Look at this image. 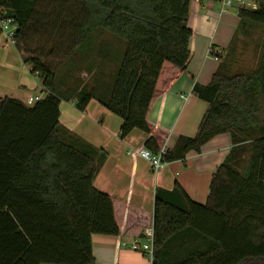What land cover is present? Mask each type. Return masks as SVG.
I'll return each mask as SVG.
<instances>
[{
    "label": "trees",
    "instance_id": "trees-1",
    "mask_svg": "<svg viewBox=\"0 0 264 264\" xmlns=\"http://www.w3.org/2000/svg\"><path fill=\"white\" fill-rule=\"evenodd\" d=\"M192 1L221 0H0L18 26L12 43L45 94L32 106L0 97V264H93V235L131 242L150 223L152 264H264V44L253 70L231 73L224 61L208 85L194 86L208 106L197 133L163 156L181 161L230 136L205 204L176 185L156 192L150 213L96 190L106 152L59 124L57 69L101 30L124 45L111 92L82 90L75 107L83 112L97 96L121 119L120 139L139 130L157 154L168 133L148 116L191 62ZM255 3L238 9L232 46L243 27L264 28V0Z\"/></svg>",
    "mask_w": 264,
    "mask_h": 264
},
{
    "label": "crops",
    "instance_id": "crops-1",
    "mask_svg": "<svg viewBox=\"0 0 264 264\" xmlns=\"http://www.w3.org/2000/svg\"><path fill=\"white\" fill-rule=\"evenodd\" d=\"M231 1L228 8L238 5L235 7L234 19L223 18V14L228 12L221 14V2L192 1L189 5L187 26L193 32L189 41L191 62L187 72L156 99L148 116L152 125L168 133L163 145L168 150L173 148L179 137L196 135L208 106L193 94L194 86L208 85L220 64L224 62L228 51L234 50V45L231 44L239 26L237 11L247 8L243 1ZM250 1L256 9L255 0ZM218 14L221 18L217 17ZM222 19L229 26V31L220 36L217 31ZM11 45L13 48L6 45L3 37L0 38V97L17 99L25 104L27 97L40 93L41 84L31 74L30 67L22 61L13 43ZM117 45H120L118 50ZM123 48L122 42L98 30L84 41L81 55L74 51L72 58L57 69L60 126L85 143L106 152V159L93 183L96 190L150 213L154 208L156 192L172 191L176 185L191 201L205 204L209 196L212 174L232 148L228 134L212 138L202 146L200 153H189L183 160L165 163L161 169L154 172L148 162L138 155V151L144 149L148 135L134 130L126 138L120 139L121 119L105 109L97 96L88 103L85 111L76 109V94L82 90L101 91L107 81L108 68L112 72L113 80ZM209 48L214 51L218 61L208 55ZM83 68L89 73L82 70ZM64 69L70 73L66 80H61L60 76L64 72L61 70ZM76 71H80V76L74 75ZM81 72L84 76L87 75L84 77L85 82L80 79ZM71 85L75 87L73 92L63 94ZM152 231L150 223L143 234H152ZM123 243L130 242H123L120 237L93 235V264H152L149 256L124 248Z\"/></svg>",
    "mask_w": 264,
    "mask_h": 264
},
{
    "label": "rangeland",
    "instance_id": "rangeland-1",
    "mask_svg": "<svg viewBox=\"0 0 264 264\" xmlns=\"http://www.w3.org/2000/svg\"><path fill=\"white\" fill-rule=\"evenodd\" d=\"M238 1H243L245 7L247 9H255L254 8V4L252 1L250 0H238ZM234 6V5H233ZM232 6V7H233ZM238 6L235 4V7ZM227 8L225 7L224 9L226 10V13L228 12V14H223V18H232L234 19L236 16V8ZM222 10V8H221ZM224 13V12H223ZM217 17H220L219 14ZM216 17V18H217ZM221 18V17H220ZM219 18V19H220ZM219 28L217 31V34L222 36L223 34L226 35V33L229 31V26H227L223 19L220 21L219 23ZM0 38H2L0 36ZM264 43V28L263 27H254L253 29H248L246 31V29H244L243 27V35H242V31L240 32V34L238 35V38L234 44V50H229L224 61L227 64V66L230 68L229 71H231V73H243V72H248L250 70H253L255 68L256 65V61H257V57L259 55L260 52V46L261 44ZM12 43L6 41V45L10 48H13V46L11 45ZM120 48V45H117V50ZM66 65V64H65ZM66 69V66H64ZM82 70L86 71V73L88 74V70H86L85 68H83ZM81 70V71H82ZM63 72V75L60 76L61 80H66L69 76V71H65V70H61V72ZM67 72V73H66ZM66 73V74H65ZM80 71H76L74 73V75H78L80 76ZM112 72L110 71V69L108 68V77H107V81L106 84L104 86H102L103 88H101V90L104 92L103 94L105 95V98H107V96H109V93L111 92L112 89V84H113V80H112ZM81 81L85 82L86 81V77L87 75H83V72H81ZM75 86H77V84L74 82ZM59 87L62 88L61 84H59ZM73 88L74 85L68 86V90L64 91L63 94H65L66 92H73ZM37 95H40V93H38ZM66 95V94H65Z\"/></svg>",
    "mask_w": 264,
    "mask_h": 264
},
{
    "label": "built area",
    "instance_id": "built-area-1",
    "mask_svg": "<svg viewBox=\"0 0 264 264\" xmlns=\"http://www.w3.org/2000/svg\"><path fill=\"white\" fill-rule=\"evenodd\" d=\"M222 10L221 14L226 13L225 7H230L232 1L231 0H221ZM17 24L12 17H9L6 11H0V36H2L6 41L12 43L13 36L17 31ZM208 55L213 57L215 61H218L217 56L214 51L209 48ZM45 94L40 92V95L29 96L25 100L26 106H32L34 103L44 99ZM167 148L162 146L157 154H152L147 149H141L138 151V155L141 159L148 162L151 169L156 172L163 167L165 164L163 161V156L167 152ZM122 247L127 248L131 251L142 253L146 256H149L150 260H152L153 253V238L151 233H144V237L142 239H135L130 243H123Z\"/></svg>",
    "mask_w": 264,
    "mask_h": 264
}]
</instances>
